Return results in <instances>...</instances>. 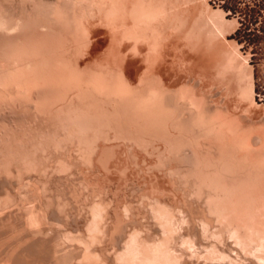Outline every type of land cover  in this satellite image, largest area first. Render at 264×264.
<instances>
[{"label": "bare ground", "instance_id": "bare-ground-1", "mask_svg": "<svg viewBox=\"0 0 264 264\" xmlns=\"http://www.w3.org/2000/svg\"><path fill=\"white\" fill-rule=\"evenodd\" d=\"M238 24L208 0H0V236L25 217L40 235L0 264H264V103ZM115 173L137 205L106 200ZM40 188L88 202L82 245L47 233Z\"/></svg>", "mask_w": 264, "mask_h": 264}, {"label": "rangeland", "instance_id": "rangeland-1", "mask_svg": "<svg viewBox=\"0 0 264 264\" xmlns=\"http://www.w3.org/2000/svg\"><path fill=\"white\" fill-rule=\"evenodd\" d=\"M208 2H209V4L213 7V8H220V9H223L225 12H227V10L230 8V3H232V6L233 7H231L230 8V10H231V14H228L227 15V18H229V19H236L237 21H238V27H237V29H236V31H234L231 35H228V38L229 39H233V40H235L238 44H239V47H240V51L242 52V54L243 55H245V56H248L249 55V57H248V62H249V64L252 66V70H253V76H254V82H255V99H256V101L259 103V104H263L264 103V0H208ZM182 47V48H181ZM185 55H192V56H194V58H193V60H195V62H196V70L197 71H202V70H204V69H208L209 68V71L211 72V73H214L215 72V70H214V68L212 67L213 66V63L216 61V59H217V56H216V54L215 53H212V54H208L207 52H205L203 49L202 50H200V51H194V50H192V49H190L189 48V46H186V45H182V46H180V47H178ZM174 49V48H172V47H170V55H168V59L169 60H171L172 58H174L175 57V53H179L180 51H179V49ZM178 50V51H177ZM208 54V55H207ZM174 56V57H173ZM199 59V60H198ZM207 63V64H206ZM210 63V64H209ZM206 65V66H205ZM211 68V69H210ZM209 88H207V90H208V92L210 93H212L213 94V99L214 100H216V101H218V99L219 100H224L223 98L225 97L226 98V96H225V94H224V86H223V84L220 82V81H218V80H212V82H211V84L208 86ZM223 87V88H222ZM210 90V91H209ZM221 91V92H220ZM210 93V94H211ZM221 94V95H220ZM221 101H219V102H221ZM258 111H259V113L261 112V113H263L262 112V109H258ZM114 178H112V179H109L108 181H106V183H105V185H107L106 186V191L107 192H109L110 194H112V195H110V194H108V196L109 197H111L110 199H109V197L107 198V197H105L106 198V200L107 201H110L111 199L112 200H116L117 201V199H118V203H119V205L121 206V208L124 206V204H129L130 203V201H131V204L132 205H137V204H134V203H136L137 201H139V197H140V194H141V192L139 191V190H134L133 189V187H131V185L129 184H126L125 183V181H124V179L121 177V175H118L117 176V173H115L114 175ZM121 177V178H120ZM80 182L81 183V181L80 180H78V179H75L74 180V185L77 187V188H79L81 191H83V192H86L85 190H86V187H85V185L84 184H80V183H77V182ZM129 183V182H128ZM79 184V185H78ZM109 185V186H108ZM128 185V186H127ZM136 185V184H135ZM79 186V187H78ZM81 186V187H80ZM110 187V188H109ZM114 187V188H113ZM137 188H138V185L136 186ZM84 188V189H83ZM113 188V189H112ZM126 188H128V189H126ZM131 188V189H130ZM40 191L41 192H44V193H41V194H46L47 195V191L45 190H43V188H40ZM105 191V192H106ZM130 191V192H129ZM46 192V193H45ZM104 192V194L103 195H106L107 196V194ZM135 194H134V193ZM139 194H138V193ZM127 193H130V195L131 196H129ZM134 196H133V195ZM46 195H44V196H46ZM4 196H5V194L3 193V194H1L0 195V199H2V197L4 198ZM125 196H127V197H125ZM164 196H166L167 198H171V195L170 194H165ZM48 197V198H47ZM47 197H46V199H48V200H50L49 198H50V196H48L47 195ZM132 197H134V198H132ZM44 198V201H48V200H46L45 199V197H43ZM98 198V196H95V200ZM128 198V199H127ZM29 199H31V198H29ZM54 199L55 198H53L52 199V201L54 202ZM57 199V198H56ZM55 199V200H56ZM82 199H84V198H82ZM82 199H80V200H78L77 201V199L76 198H73L72 196H71V200L69 201V202H71V204H69V202H66V201H68V200H64L63 198H58V200H56L55 201V203H51L52 201L50 200V201H48V202H50V204H51V206L53 207V205H54V207H56V206H58V207H56V209H55V211L53 212L52 210H54V207L52 208L51 206H50V208H51V210L49 209V211H48V209L46 210V209H43L42 211H41V213H40V217L38 218L42 223H44V225L47 227V233H49L50 235L52 234V232H53V230H59L60 231V240L61 241H63V242H65V243H71V244H73V245H77V244H79V245H82L83 244V242L81 241V240H79L78 241V237L79 236H81V232L82 231H80V233H78L79 232V230H81V229H83V233H84V231L86 230V231H88V229H89V226H88V219L90 220L91 219V210L90 209H88L87 210V208H85V207H88L89 208V206H87L88 204V202L87 201H85V200H82ZM134 201H133V200ZM61 201L60 203L58 202V201ZM63 200V201H62ZM74 200V201H73ZM82 200V201H81ZM98 200V199H97ZM96 200V201H97ZM111 200V201H112ZM130 200V201H129ZM81 201V202H80ZM132 201H133V203H132ZM63 202V203H62ZM66 202V203H65ZM75 202V203H74ZM127 202V203H126ZM58 203V204H57ZM62 203V204H61ZM139 203V202H138ZM53 204V205H52ZM59 204L62 206V209H61V207L59 206ZM65 204V205H64ZM66 204L68 205V207L66 206ZM80 204V205H79ZM72 205V206H71ZM86 205V206H85ZM84 207V208H82V207ZM64 207V208H63ZM66 207L68 208V210L70 209L72 212H73V214L71 215V218L72 217H74V220L73 219H71L70 218V215H68L69 217H66V215H67V213L69 214V212H68V210L66 209ZM77 207V208H76ZM49 208V207H48ZM81 208V209H80ZM10 206H9V209L8 208H6V211L7 212H9L10 211ZM64 209V210H63ZM67 211H66V210ZM86 209V210H85ZM45 210V211H44ZM65 211V212H64ZM70 211V212H71ZM77 211V212H76ZM82 211V212H81ZM48 213V215H47V213ZM87 212H88V214H87ZM55 213V214H54ZM80 213V214H79ZM83 215H82V214ZM64 214H66V215H64ZM56 215V216H55ZM75 215V216H74ZM81 215V216H80ZM55 216V218H52V217H54ZM90 216V217H89ZM48 217H49V219H48ZM76 217H79V220H78V218H77V220H76ZM82 217V218H81ZM66 218H68L67 220H66ZM84 218V221L82 220ZM87 218V220H85ZM48 219V220H47ZM25 220V221H24ZM63 220V221H62ZM69 220H71V221H73L74 222V224L71 222V221H69ZM21 221H23V223H25V224H21V225H18V226H20V228L18 229V231L16 232V231H11V230H9V232H8V234L7 233H4L3 235H5V236H3L2 234V237L0 236V249L3 247L4 248V246L6 247L7 245H9L10 243H13L12 245L10 244V246L11 247H19V248H23V249H25L27 252V255H29L30 253H34L35 251L36 252H38L39 251V243H37L36 244V242L34 243L33 242V240L35 239V238H37V237H39L40 235H36L37 233H34V234H32V236H34L35 238H33L31 235H29V233H30V230L32 231H34V227H32L31 225H29L28 223H26V217L25 218H23ZM67 221V222H66ZM76 221H78L79 223H77ZM71 222V223H70ZM82 222H84L85 223V225H84V223H82ZM87 222V223H86ZM124 222L125 223H127L126 222V219L124 220ZM46 223V224H45ZM69 224V225H66V224ZM80 223H82V224H80ZM25 225H27V226H25ZM73 225V226H72ZM78 225H80L79 227L81 228H79L78 227ZM83 225V226H82ZM23 226V227H22ZM54 226V227H53ZM75 226V227H74ZM84 226H85V228H84ZM129 226V225H128ZM72 227V228H71ZM28 228V229H27ZM50 228V229H49ZM51 228H53V229H51ZM61 228V229H60ZM75 228H77L76 230H75ZM38 228L35 226V230H37ZM74 229V230H73ZM28 230V231H27ZM50 230V231H49ZM62 230V231H61ZM65 230H66V232H65ZM46 231H45V233H46ZM68 231H71L70 233L68 232ZM72 231H74V232H72ZM85 231V232H86ZM22 232H23V234H22ZM0 233H1V231H0ZM3 233V232H2ZM10 233V234H9ZM13 233H15V235L13 234ZM65 233H66V235H65ZM68 233V234H67ZM73 233V234H72ZM76 235H75V234ZM7 234V235H6ZM31 234V233H30ZM44 234V233H43ZM64 234V235H63ZM79 234V235H78ZM9 235V236H8ZM19 235V236H18ZM71 236L72 235V237H70L71 239L73 238V235H74V239H72V240H69L70 238L69 237H67V239L65 238L66 236ZM12 236V237H11ZM23 236V239H21V237ZM26 236H28V237H26ZM47 236H49L48 234H46V236H44L43 235V237H47ZM10 239H8V238ZM14 237V238H13ZM31 237V238H30ZM61 237H62V239H61ZM64 237V238H63ZM26 238H28V239H31V240H28L27 241V239ZM12 239V240H11ZM16 239V240H15ZM2 240V241H1ZM21 240H22V242H21ZM26 240V241H25ZM5 241V242H4ZM13 241V242H12ZM17 241V243H15V242ZM31 241V242H30ZM67 241V242H66ZM69 241V242H68ZM70 241H74L73 243L72 242H70ZM76 241V242H75ZM25 242H26V244H25ZM80 242V243H79ZM4 243V244H3ZM24 243V244H23ZM31 243L32 244H34V246L32 245L31 246ZM23 244V245H22ZM28 244V245H27ZM30 244V245H29ZM110 244V243H109ZM17 245V246H16ZM24 245H26V246H24ZM24 246V247H23ZM30 246V247H29ZM29 249L30 248V250H32V248H33V250L34 251H30V250H28L27 248ZM111 251H112V248H111V246H109L108 247ZM30 252V253H29ZM35 252V253H36ZM27 257H29V256H27ZM25 260H26V258H25ZM25 260H23V261H21L20 262V264H25ZM77 260V262H78V260L79 259H76ZM23 262V263H22ZM67 260H64V261H57V262H55L54 264H67ZM2 264H4V263H2ZM6 264V263H5Z\"/></svg>", "mask_w": 264, "mask_h": 264}, {"label": "built area", "instance_id": "built-area-1", "mask_svg": "<svg viewBox=\"0 0 264 264\" xmlns=\"http://www.w3.org/2000/svg\"><path fill=\"white\" fill-rule=\"evenodd\" d=\"M226 13V16L228 15V14H231V10H230V8L227 10V12H225Z\"/></svg>", "mask_w": 264, "mask_h": 264}, {"label": "flooded vegetation", "instance_id": "flooded-vegetation-1", "mask_svg": "<svg viewBox=\"0 0 264 264\" xmlns=\"http://www.w3.org/2000/svg\"><path fill=\"white\" fill-rule=\"evenodd\" d=\"M231 7H233V6H232V3H230V8H231Z\"/></svg>", "mask_w": 264, "mask_h": 264}]
</instances>
